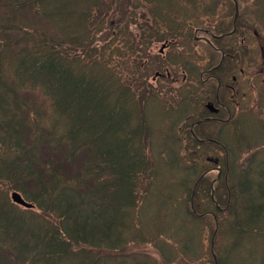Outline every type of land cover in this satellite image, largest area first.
I'll use <instances>...</instances> for the list:
<instances>
[{
  "label": "trees",
  "instance_id": "trees-1",
  "mask_svg": "<svg viewBox=\"0 0 264 264\" xmlns=\"http://www.w3.org/2000/svg\"><path fill=\"white\" fill-rule=\"evenodd\" d=\"M145 1L0 0V264H133L138 254L200 264L214 232L231 239L218 264H264V107H250L256 121L243 132L225 119L241 95L264 104V60L250 58L264 56V27L248 21L256 5L238 0L232 33L213 25L227 0ZM201 28L224 34L218 68ZM171 39L152 58L151 43ZM165 67L173 79L152 78ZM220 101L216 130L196 132L219 140L231 168L240 166L232 152L244 159L212 199L204 152L215 144L197 143L188 128Z\"/></svg>",
  "mask_w": 264,
  "mask_h": 264
},
{
  "label": "rangeland",
  "instance_id": "rangeland-1",
  "mask_svg": "<svg viewBox=\"0 0 264 264\" xmlns=\"http://www.w3.org/2000/svg\"><path fill=\"white\" fill-rule=\"evenodd\" d=\"M159 47H160V45H157V46L154 48V50L157 51V50L159 49ZM3 93H4V90L0 88V94H3ZM245 130H246V128H245ZM243 131H244V130H243V127H242V125H241L240 132H243ZM240 134H241V133H240ZM243 159H244V156L241 154V160H239V162H242ZM223 162H224V160H223ZM214 177H215L214 174H211L210 176H208L207 179H206V183L209 184V183L212 181V179H213ZM152 216H154L153 213H152V215H151V218H152ZM218 244H219V247H223V243H222V239H221V238L218 239ZM151 247H152V245H151ZM148 249H149L150 251L152 250L150 247H148ZM204 259H205V261H204V262H201V264H211L212 257H211L210 250H209L208 253H206V254L204 255ZM142 260L145 261V262H147V263H149V264H157L156 261H155V257H154V256H147V258H142Z\"/></svg>",
  "mask_w": 264,
  "mask_h": 264
},
{
  "label": "water",
  "instance_id": "water-1",
  "mask_svg": "<svg viewBox=\"0 0 264 264\" xmlns=\"http://www.w3.org/2000/svg\"><path fill=\"white\" fill-rule=\"evenodd\" d=\"M12 199H13L15 202H17V203H19V204H21V205H23V206H25V207H29L27 204H25V203L22 201V199H21L17 194H13V195H12Z\"/></svg>",
  "mask_w": 264,
  "mask_h": 264
},
{
  "label": "flooded vegetation",
  "instance_id": "flooded-vegetation-1",
  "mask_svg": "<svg viewBox=\"0 0 264 264\" xmlns=\"http://www.w3.org/2000/svg\"><path fill=\"white\" fill-rule=\"evenodd\" d=\"M160 51H163V48L160 49ZM228 89H231L230 87H227ZM232 93H238V87H232L231 89Z\"/></svg>",
  "mask_w": 264,
  "mask_h": 264
}]
</instances>
